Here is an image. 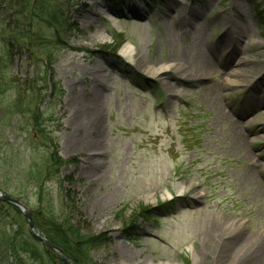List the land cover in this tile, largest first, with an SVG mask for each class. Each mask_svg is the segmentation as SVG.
<instances>
[{
    "label": "rangeland",
    "instance_id": "rangeland-1",
    "mask_svg": "<svg viewBox=\"0 0 264 264\" xmlns=\"http://www.w3.org/2000/svg\"><path fill=\"white\" fill-rule=\"evenodd\" d=\"M23 1L34 11L37 0ZM66 1L43 0L68 14L63 44L17 47L11 61L20 90L40 92L2 101L41 111L56 148L0 107V192L95 240L86 264H221L224 228L239 221L246 236L264 232V0ZM13 20L0 4L4 44ZM205 60L219 77L199 76ZM233 61L250 72L234 87ZM166 65L163 76L144 69ZM53 153L61 185L40 192L26 172ZM30 243L24 217L0 202V264H52Z\"/></svg>",
    "mask_w": 264,
    "mask_h": 264
},
{
    "label": "trees",
    "instance_id": "trees-1",
    "mask_svg": "<svg viewBox=\"0 0 264 264\" xmlns=\"http://www.w3.org/2000/svg\"><path fill=\"white\" fill-rule=\"evenodd\" d=\"M72 0H67L69 2ZM0 4L5 8L12 11V15L14 17L13 22H7L6 25V43L2 42L0 39V107L6 111V114L14 115L17 113L18 117L23 118V121L27 123V126L33 129H29L34 132L38 138L43 139L44 141H48L50 148L53 150L56 148V143L53 138H51L50 131H47L46 127H41V119L43 113L38 109L34 111H22L18 112V109L21 107L20 103L14 107H9V105H4L2 102L4 96L7 93L14 92L16 96H30L31 92H40L35 85L33 88L22 89L24 85L19 83L18 79L13 78L9 75V68L11 67L12 58L17 53V47L19 49L29 50L30 45L34 44V48L44 47L45 45L61 46L63 41H61L58 33L68 31L67 15L65 13V9L57 6L56 3L52 5L49 3H43V0H37L36 3L32 6V10L28 8L27 4L23 0H0ZM66 4V3H65ZM16 6V10L14 11V7ZM34 27L35 30L31 32V28ZM3 30V29H2ZM21 42V43H19ZM49 70V67H48ZM46 76V72H43ZM36 75H40V72L36 73ZM42 77L41 79L36 80L37 82H46V77ZM31 82H28L29 85ZM34 83V81H32ZM34 83V84H35ZM21 90H20V87ZM43 90V89H42ZM13 93V94H14ZM41 95V94H40ZM39 95V96H40ZM48 100H40L38 105H47ZM10 108V113H9ZM0 115H3L0 112ZM37 126V127H36ZM46 161L40 167L30 168L26 172V183L31 187L37 188L38 191L43 192L44 186H46L50 182H57L60 184V174H50V169L53 168L56 164L60 163L58 157L55 158L54 153L53 156L45 157ZM61 185V184H60ZM26 205H30L29 202ZM15 209V208H14ZM48 209H45L44 212L37 213L32 212L33 220L35 226L39 229L42 235L52 244L58 246L62 251L66 254V256L74 263V264H86L87 259V249L94 248L93 244L95 240L92 241V238L89 237H81L80 232L75 230L70 226L68 220H63L60 218L61 222H56L53 215H50ZM33 243H30L36 249H39V246L44 248L40 243L31 239ZM93 244V245H91ZM47 250L46 248H44ZM51 252V251H50ZM50 256L52 257V264L55 263V259L60 256L51 252ZM55 256V259L54 257ZM62 264V262H61Z\"/></svg>",
    "mask_w": 264,
    "mask_h": 264
},
{
    "label": "bare ground",
    "instance_id": "bare-ground-1",
    "mask_svg": "<svg viewBox=\"0 0 264 264\" xmlns=\"http://www.w3.org/2000/svg\"><path fill=\"white\" fill-rule=\"evenodd\" d=\"M238 33V41L242 42V39L252 33V29H250L249 26H246L244 29L238 30ZM224 41L227 42V47L229 48L231 46V41L228 35H225V33L223 34V37L219 39V43H223ZM244 49L246 51H249V49H251L250 45H247ZM132 52V49L128 45H125L121 49L120 55L126 58L128 61L132 62L134 60ZM215 63L217 62L215 61ZM234 66L237 69L233 70V72L229 75V84L232 87L236 86L238 83H244L245 80L249 79L250 75V72H248L246 68H244V66L240 67V65L236 64L235 61L229 63L226 67L229 69ZM169 68L171 67L166 65L157 69L148 67L144 69L147 72L152 73V75L163 76L165 72L169 70ZM173 68L174 70H180L181 66L178 64V66L176 65ZM182 74H184V72H182ZM198 74L199 76H204L208 79H215L219 77V72L212 66V63H207L206 60L205 62H203V69H201ZM98 81L99 80H97V84ZM255 85L256 84L253 83L251 85V88L249 87L248 93L254 92V90L252 89L255 87ZM255 105H257V102L255 103ZM97 116L98 115H96L94 118H97ZM234 138V141L237 142L239 146H241L243 143V138H240L239 136L235 135ZM246 158H248L251 163L254 161V156L249 153L246 154ZM259 234L260 235L258 236H246L244 233V227H241L239 221L235 225H230L224 228L221 237L225 238V240L222 241L220 244V248L222 249L219 259L220 263L222 262L221 264H264V232ZM206 250L208 251V248H202L203 252H205ZM192 258H196L195 254L192 255Z\"/></svg>",
    "mask_w": 264,
    "mask_h": 264
},
{
    "label": "water",
    "instance_id": "water-1",
    "mask_svg": "<svg viewBox=\"0 0 264 264\" xmlns=\"http://www.w3.org/2000/svg\"><path fill=\"white\" fill-rule=\"evenodd\" d=\"M0 202L10 204V205L14 206L15 208H17L21 212V214L23 215V217L25 218V220L27 222L28 233H29L30 237H32L35 241L41 243L44 247L48 248L49 250L59 254L61 256V260L63 261L64 264H73L66 257V255L64 254V252L60 248L52 245L44 237L40 236L36 232L35 226L32 222L31 213L25 205H23L22 203H20L16 200L11 199L10 197H8L7 195H5L1 192H0Z\"/></svg>",
    "mask_w": 264,
    "mask_h": 264
}]
</instances>
